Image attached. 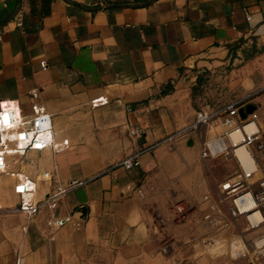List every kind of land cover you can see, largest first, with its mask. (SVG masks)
Returning <instances> with one entry per match:
<instances>
[{
	"label": "crops",
	"instance_id": "crops-1",
	"mask_svg": "<svg viewBox=\"0 0 264 264\" xmlns=\"http://www.w3.org/2000/svg\"><path fill=\"white\" fill-rule=\"evenodd\" d=\"M231 64L230 90L264 86V0H0V102L18 106L29 129L42 101L55 140H69L59 152L7 154L3 173L14 174L0 196V264H245L199 254L190 231L212 188L204 126L174 150L158 147L141 165L120 166L193 123L200 74ZM98 97L108 103L92 106ZM8 130L16 139L19 130ZM45 171L52 180L41 185ZM18 173L37 180L36 200L56 195V208L21 212ZM177 204L188 210L174 228ZM53 216L72 221L53 227ZM188 241L196 254L184 257Z\"/></svg>",
	"mask_w": 264,
	"mask_h": 264
},
{
	"label": "built area",
	"instance_id": "built-area-1",
	"mask_svg": "<svg viewBox=\"0 0 264 264\" xmlns=\"http://www.w3.org/2000/svg\"><path fill=\"white\" fill-rule=\"evenodd\" d=\"M250 18V17H249ZM45 66V64H44ZM108 99L106 97H98L92 101V106L98 107L103 104H107ZM247 103L239 104L233 102L228 104L222 111L219 112H208L200 110L196 114V119L190 125L179 129L167 136L161 138L155 142L152 146L144 148L136 153L128 155L120 163V166L125 169H132L141 165V156L153 149L158 147H166L168 150H174L177 146L178 141L186 138V136L193 130L199 128V126H204L206 129L215 128L222 126L226 128L225 134L229 137L233 131L245 129L249 124H254L256 130L251 134H247V140L245 144L249 149V154L253 158L256 166L252 169L246 168L241 159L236 153V148L233 149L234 156L237 159V162L240 166V173L233 179H228L222 181L218 184V195L217 197L213 193H207L204 196V200L208 202V207L204 211V219L212 226H216L221 223V218L223 215L229 214L234 218L245 216L249 222L251 228H258L264 223V171L262 170V176L259 179L260 188L253 191L249 180L260 170L257 162V154L261 153L264 150V142L261 139L262 129L259 123V114L256 109L253 113L248 114L246 119H243L240 114V109L245 108ZM34 116L31 120V127L29 129H21V126L24 125V120L21 115V109L13 104L12 101L4 100L0 102V116L4 113L7 115L10 123L6 124L7 130L10 128H17L19 130L18 137L13 139V136L9 137L8 142L0 140V173H3L7 169L6 156L12 154H22L25 155L28 150H44L51 149L53 151L59 152L69 147V140L64 139L61 142L55 140L53 123L51 115L47 112L42 101H37L33 105ZM133 136H141L143 134L142 129H132L130 131ZM221 138V137H220ZM4 139V138H3ZM216 144L207 143L206 148L202 151L203 157H209L219 153L221 150L220 141L216 140ZM11 143H14V148H8ZM256 145L257 150H253V146ZM38 146H41L38 148ZM227 149V146H226ZM23 178L29 184L30 188L32 183L35 182L31 177L24 176L23 173H18V178ZM43 180H52L51 173L45 171L43 174ZM49 176V178H47ZM154 187L151 186V189ZM37 189L34 190L22 189L18 184L15 187V192L20 194L22 197H27V199L22 200L19 204V210L30 217L34 214L42 211L43 208L55 209L57 206V196L47 193L42 199H35ZM138 193L141 196H144L143 189H138ZM247 200H252L254 207L249 209L244 207L241 202ZM28 204V205H27ZM221 204L227 206V211H223ZM176 212L179 214V218H184L185 213L188 210L186 205H176ZM260 212L263 215L262 221L254 224L250 216L254 212ZM72 221V216L66 217H55L53 216L49 220V224L53 227H61L64 224ZM158 225L165 224V219L162 216H158L157 219ZM250 247L254 252H258L264 256V231L261 232L254 240L250 242ZM14 264H20L17 261Z\"/></svg>",
	"mask_w": 264,
	"mask_h": 264
},
{
	"label": "rangeland",
	"instance_id": "rangeland-1",
	"mask_svg": "<svg viewBox=\"0 0 264 264\" xmlns=\"http://www.w3.org/2000/svg\"><path fill=\"white\" fill-rule=\"evenodd\" d=\"M234 67L235 66L231 64L225 69H206L200 74L193 90L195 108L197 111L204 110L215 113L222 111L230 103L237 102L243 104L244 102L254 99L253 102L257 106L259 123L262 129L261 139L264 142V86L259 90H252L243 94L230 90L229 86L226 84V76L224 73L229 72ZM255 98L257 99L255 100ZM207 130L208 129L205 127L201 128V132H204V140L209 141V143L214 140H219L221 145L219 153L209 157L202 156V167L212 187L210 188V193H213L217 197L218 184L222 181L235 178L240 173V166L234 156L233 149L235 147L225 134L226 128L219 126L218 128H210V130ZM201 135H203V133ZM224 142L227 145V149L224 147ZM253 150H257L256 145L253 146ZM257 157L260 170L249 180L253 191L260 188L259 179L262 176V170L264 171V150L258 153ZM44 173L45 172H42L40 174L41 185L51 182V180H43ZM13 174L12 172L0 173V196L2 195V191L5 190L4 188L9 185ZM47 178H49V176ZM33 180L37 182L36 179ZM41 190L44 191V187L41 188ZM41 190L38 191L40 192ZM36 194L38 195V193ZM36 194L34 197L35 199ZM22 198L23 200L27 199V197ZM221 207L223 211H227V206L225 208V205L221 204ZM204 211L201 210L203 213ZM262 212L264 215V211ZM178 216L179 215L176 213L171 218L170 222L174 228H176V222L180 219ZM194 217L196 218V220L193 221L195 226H190V231L197 232L195 240L200 243L203 249L199 254L208 253L228 263L242 261L245 264H249L253 261L256 264H264V256L258 252H254L249 245L252 240L264 231V223L258 228H251L245 216L234 218L226 214L222 216L220 224L212 226L204 219V215H194ZM164 225L165 224L159 226L163 227ZM189 242L190 241L185 244L186 247L182 252L184 257L190 254H196L194 252L190 253ZM167 251L169 252V248H167ZM185 259L187 261V258Z\"/></svg>",
	"mask_w": 264,
	"mask_h": 264
},
{
	"label": "bare ground",
	"instance_id": "bare-ground-1",
	"mask_svg": "<svg viewBox=\"0 0 264 264\" xmlns=\"http://www.w3.org/2000/svg\"><path fill=\"white\" fill-rule=\"evenodd\" d=\"M10 121L7 117V115H5L4 113L0 116V127L1 129H6V124H9ZM15 128V127H14ZM12 129V128H10ZM254 130H256V126L254 124H249L245 127V129L242 130H237V131H233L231 133V135L229 136V141H231V143L237 147L236 148V153L239 156V158L242 161V164L248 168V169H252L256 166V163L254 162L253 158L250 156L249 154V149L247 147V145L245 144V140H247L246 135L247 134H251ZM2 132H5V141L4 142H8L9 137L12 136V134L10 133V130H2ZM18 137V134H17ZM226 143L224 142V147H226ZM41 146H38V148H40ZM22 177V176H21ZM25 181V182H24ZM23 182V183H21ZM21 183V184H20ZM22 189L26 190V188L28 187L29 189L34 190L36 188V184H32L35 185L34 188H30L29 184L26 183V180L24 178H19V183H18ZM16 184V185H18ZM15 185V187H16ZM243 204L244 207H247L249 209L254 207V203L252 202V200H247L244 203L241 202ZM28 205V204H27ZM263 215L256 211L254 213L251 214L250 219L251 221L256 224L262 221ZM236 255V254H234Z\"/></svg>",
	"mask_w": 264,
	"mask_h": 264
},
{
	"label": "water",
	"instance_id": "water-1",
	"mask_svg": "<svg viewBox=\"0 0 264 264\" xmlns=\"http://www.w3.org/2000/svg\"><path fill=\"white\" fill-rule=\"evenodd\" d=\"M257 109V106L255 104L249 103L245 108L240 109V114L243 119H246L248 117V114L253 113ZM188 145H193L192 141L188 142ZM85 207H81L79 212H82L84 214Z\"/></svg>",
	"mask_w": 264,
	"mask_h": 264
}]
</instances>
